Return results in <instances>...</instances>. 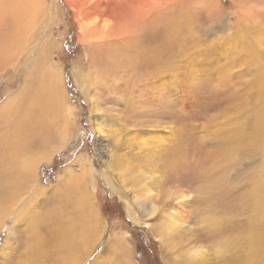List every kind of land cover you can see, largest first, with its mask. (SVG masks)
I'll return each mask as SVG.
<instances>
[{"label": "bare ground", "instance_id": "obj_1", "mask_svg": "<svg viewBox=\"0 0 264 264\" xmlns=\"http://www.w3.org/2000/svg\"><path fill=\"white\" fill-rule=\"evenodd\" d=\"M195 1L200 5L199 8L206 9L213 24L214 16L223 8L221 0H215L217 5L214 0ZM245 1L230 0L243 18L231 33L216 36L219 48L227 53L229 59L231 56L241 59L239 55L242 54L248 57L246 63L257 69L253 84L258 87V105L255 104L249 118L237 121L236 128L232 127L234 130L239 129L240 138L234 145L236 147L240 141L249 138L245 135L246 124L253 130L250 136L253 135L254 139L255 135L256 140L264 143V63L260 62L264 52V11L248 6ZM252 1L249 0L250 3ZM255 1L264 3V0ZM192 2L0 0V85L6 86L3 91L5 99L0 105V228L7 217L21 206L13 214V226L0 250V264H85L93 254L103 230L93 197L90 198L92 194L81 186L82 182L90 183L87 164H72L61 175L58 174L55 184L48 187L38 183L40 170L59 154L74 133L71 125L76 122L73 118L76 108L67 90L64 66L56 59L59 53L60 57L63 56L62 49L68 36L64 16L70 14L73 15L74 23L79 25L77 42L86 52L73 75L81 85L82 97L89 103L97 138L105 139L107 143L118 138V144H123L121 137L125 132L124 140H132L128 142L130 147L139 149L138 153L132 154L109 148L105 150L108 156L100 151L103 178L122 199L131 192L129 211L133 223L155 220L154 223H148L149 230L162 244L164 256L169 259L166 262L187 264L182 253L180 255L185 260L172 255L176 245L167 240L169 232L181 228L183 223L176 219L177 216L163 212L167 200L172 196L168 195L164 199L165 196L161 195V179L151 173V169H147L151 165V148L148 147L151 139L147 137L139 141L136 137L131 138L132 131L128 123L123 129L120 111L116 114L120 119L106 117L101 110L103 100L96 86H101L117 107L127 104L131 108L127 110L129 117L133 116V110L138 108L139 103L147 112H151V69L169 70L177 75L183 69L179 63L190 59L191 55L200 57L202 54L201 43L195 41L199 32L188 19ZM253 15L258 20L253 19ZM246 23H249L248 26ZM40 33L47 38L40 41ZM191 41L194 42L193 47H189ZM35 44H38L39 51L34 59L32 54L37 47ZM228 68L220 67L219 73L227 76ZM15 86L18 88L15 89ZM141 88L144 92L143 103L138 99ZM104 121H108L110 129L104 127ZM228 122L232 126L233 118ZM112 124L116 127H112ZM229 131H226V136ZM229 137L233 139L232 135ZM228 142L227 154L233 147L231 139ZM208 158L211 159L212 155L209 154ZM151 183L158 184V187H152ZM222 191L218 184L212 183L206 186L201 198L203 223L211 227H220L224 223L223 219L218 218L219 211L215 212L218 205L212 202ZM262 192L264 183L258 184L253 192L252 209L259 217L264 210ZM185 197L181 191L176 198L180 202ZM42 201L46 204L40 208ZM247 208L250 213V206ZM145 217L148 219L144 220ZM249 221L250 217L248 227ZM263 226L262 221L255 222L249 228L242 229L244 231L239 234L241 241L234 243L229 239L216 247L220 264H234L228 255L235 249L241 254L242 250L245 251L242 264H264ZM17 232L20 233L19 243L12 249ZM127 237L125 232L117 233L104 253L92 264H130L126 250L129 243ZM193 256L198 258L201 253L194 251Z\"/></svg>", "mask_w": 264, "mask_h": 264}, {"label": "rangeland", "instance_id": "obj_2", "mask_svg": "<svg viewBox=\"0 0 264 264\" xmlns=\"http://www.w3.org/2000/svg\"><path fill=\"white\" fill-rule=\"evenodd\" d=\"M190 1L193 2L189 5L188 19L199 32L195 41L201 43L202 54L200 57L191 55L190 59L179 63L183 69L177 75L169 70L151 69V112H147L148 110L139 103L138 108L133 110V116L129 117L127 110L131 108L127 104L117 107L114 100L105 95L101 86L98 85L96 88L103 100L101 110L106 117L113 119L117 117V111H120L123 116L121 118L123 129H126L128 123L132 131L131 138L136 137L139 141L147 137L151 139L150 146H148L151 148V165L147 169H151V173L153 172L161 179V195L165 196L164 199L168 195L172 196L167 200L163 212L166 215L177 216L176 219L183 223L181 228H175L167 235V240L176 245V250L172 251V255L181 259L183 256L180 253H182L187 264H220L216 247L229 239L234 243L241 241L239 234L244 231L242 229L249 228L255 222L262 221L264 225V210L259 217L252 209L253 192L258 184L264 183V143L256 140L255 135L254 139L253 135L250 136L253 130L250 125L246 124L245 135L249 138L244 142L240 141L236 147L234 145L240 138L239 129L232 128H236L237 121L242 122L249 118L255 108L258 87L256 88L253 81L256 78L257 69L256 66L246 63L248 57L242 54L239 55L241 59L235 56L229 59L227 53L221 50L216 42L217 35L231 33L243 18L241 12L235 9L234 4L230 0H221L223 8L214 16L215 21L211 24L206 9L199 8L200 5L195 0ZM245 2L248 6L262 8L264 11L262 1L253 0L250 3L246 0ZM217 3V1L214 2L215 5ZM252 18L258 20L255 15ZM64 22L68 26L67 41L65 40V46L62 49L63 56L60 57L59 53L56 59L64 66L67 90L72 98V105L77 109L73 110V118L76 122L74 121L71 125V130L74 132L71 138L59 154L55 155L40 170L42 177L40 176L38 183L47 187L55 184L58 174L61 175L64 169L72 164L83 162L89 166L90 183L88 185L82 182L81 186L92 194L90 198L93 197L92 200L103 222V230L93 249V254L89 256L85 264H92L100 257L119 232L127 233L129 243L126 250L130 256V264H168L166 261L169 259L164 256L165 251H163L162 244L149 230L148 223H154L155 220L141 224L133 223L129 211L131 192H128V196L124 195L125 199H122L116 192H113L111 184L103 178L104 169L101 165L103 162L100 158V151L108 156L105 150L109 148L118 152L122 149L125 153L132 154L138 153L139 149L133 150L130 147L128 142H133L132 140L128 142L124 140L125 132L121 137L123 144H118L116 141L118 138L111 143L97 138L92 125L94 119L90 116L89 103L82 97L81 85L73 75L75 67L80 65L86 55L77 42L79 25L74 23L72 14L68 17L65 15ZM248 24L246 23V26ZM38 38L43 41L47 37L40 33ZM35 45L37 47L32 54L34 59L39 51L38 44ZM193 45L194 42H189V47ZM192 60L194 62L190 65ZM260 62L264 63V52L260 57ZM220 67H229L226 72L229 74L227 76L220 74ZM142 88L138 92V99L141 103L144 102ZM5 89L6 86L1 84L0 105L5 99L3 94ZM230 118H233L232 126L228 122ZM103 125L106 129H110L108 121H104ZM111 126L116 127L113 124ZM150 131L151 135H149ZM226 131H229L227 136ZM230 135L235 141L229 137ZM228 139H231L233 147L227 154ZM209 154L212 155L211 159L208 158ZM212 183L218 184L223 190L212 200L215 205H218L215 209V212L219 211L218 218L223 219L224 222L220 227H211L203 223L204 208L201 198L206 186ZM151 185L158 187V184L151 183ZM137 187L139 189L140 185ZM181 191L186 197L179 202L176 197ZM45 204L46 202L42 201L40 208H43ZM248 206H250V213ZM20 207H17L7 217L3 227L0 228V250L13 226V214L18 212ZM147 219V217L144 218V220ZM16 235L11 245L12 249L19 243L20 233L17 232ZM12 249L10 253L13 252ZM194 251L200 252L201 256L194 258ZM242 251L241 254L236 249L232 250L228 259L234 264H242L245 257V251ZM104 259L105 256L102 260Z\"/></svg>", "mask_w": 264, "mask_h": 264}]
</instances>
